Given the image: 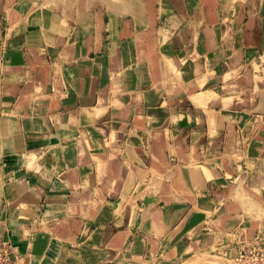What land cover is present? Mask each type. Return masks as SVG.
Wrapping results in <instances>:
<instances>
[{
    "label": "crops",
    "instance_id": "crops-1",
    "mask_svg": "<svg viewBox=\"0 0 264 264\" xmlns=\"http://www.w3.org/2000/svg\"><path fill=\"white\" fill-rule=\"evenodd\" d=\"M43 1L0 0V241L9 242L17 264H70L76 249L69 244L109 237L122 244L129 233L133 243L180 233L174 245L182 257L224 242L233 253L238 241L263 243L264 196L251 173L215 164L219 149L205 158L201 147L215 116L201 118L205 128L192 144L171 136L178 118L188 120L181 91L170 86L183 76L162 74L148 55L159 52L158 35L165 41L174 32L181 46L182 36L199 34L186 27L183 10L199 0H179L180 10L171 0L158 7L156 0ZM175 17L185 23L167 22ZM202 18L198 13V24ZM219 18L215 11L212 19ZM51 53L37 66L61 74L35 77L34 91L11 95L3 83L26 81L27 56ZM173 149L180 163L156 173ZM234 173L248 179L247 192L232 190ZM218 197L224 202L217 207Z\"/></svg>",
    "mask_w": 264,
    "mask_h": 264
},
{
    "label": "rangeland",
    "instance_id": "rangeland-1",
    "mask_svg": "<svg viewBox=\"0 0 264 264\" xmlns=\"http://www.w3.org/2000/svg\"><path fill=\"white\" fill-rule=\"evenodd\" d=\"M158 1L154 3L155 7L159 6ZM171 1L173 9L180 10L179 0ZM90 2L94 3L92 0ZM69 3L64 2L60 5L67 6ZM198 3L197 7L187 4L183 8L185 14L188 15L186 27L197 29L199 31L197 36L185 34L182 37L187 44L180 46L178 40L180 36L176 33L172 32L165 41H161V35H158L159 43L157 41L155 44L161 46L159 52H148L152 59L162 65L159 68L162 74L183 76L181 82L171 83L170 86L181 91L184 104L180 107H183L184 113H189L186 115L188 120H184L183 116L177 120L172 119L181 124L177 128L178 132L173 133L172 131L171 136H175L176 140H185L182 141L183 144H189L188 141L192 144L197 138L196 131L205 128L201 118L205 116L206 119L210 117L211 120V117L215 116L218 122L216 127L215 123L212 125L208 123L207 134L204 132L205 143L202 147L199 146L205 153V158L209 157L212 151L210 148L219 149L220 161L215 164L229 172L244 173L247 171L251 173L249 179L251 185L259 187V192L264 196V0H199ZM41 4L48 7L51 5V0H45ZM215 11L220 13L219 19H212ZM198 13L204 16L199 24L197 23ZM168 21H171L174 27L185 23L184 19L176 17ZM155 38L156 35L151 34L147 39L153 44ZM191 40H195V43ZM170 44L172 47L169 46ZM155 53L159 59L155 57ZM40 56L42 55L27 56L29 67L26 81L20 83L14 80L13 83H3L4 86L12 85L11 95L21 96L19 93H26L27 96L34 91L32 85L35 77L40 79L42 75L61 74L60 71L51 67L37 66V60L45 58L51 61L54 57L52 53L46 54L45 57ZM101 72L104 78L109 74L103 70ZM195 79H199V82ZM212 87L215 92L219 91V93L204 96L205 89ZM110 91H116L115 87ZM196 91L204 93L203 95L200 92L196 94ZM32 96L34 97V94ZM206 96H210V99ZM196 97H200L197 98L198 101ZM206 107H214L216 111L209 112ZM175 108L179 109V106ZM190 115L193 119H189ZM213 142L215 146H212ZM232 148L234 152L231 151ZM171 154L172 158L165 164L155 165L156 173L160 174L165 168L180 163L181 160L176 157L178 153H175L174 149L171 150ZM226 158L234 159V161L227 162ZM234 175L235 173L227 178L232 180L229 182L232 190L247 192L245 187L249 183L248 179L238 181L241 176L232 179ZM167 197L174 198L173 195ZM223 202L224 198L218 197L217 207ZM141 233L144 235L145 232ZM130 234L124 235L126 240L122 244L117 243L112 237H109L108 242L89 241L80 247V242H73L69 244V247L76 251L71 258L69 256V263L235 264L238 253L241 255L248 253L251 251L250 245H257V242L247 244L244 241H238L239 243L234 248L235 253H233V249H228L229 245L224 242L225 244L219 245L215 250L205 249L204 252L201 250L182 257V251L179 250L176 253L179 245H174L180 233L174 234L171 238L169 236L170 239L166 242L156 238L155 235H150V241L145 243H133L132 237L128 236ZM145 238L148 239L147 234ZM263 243L258 244L264 251ZM243 257H239V263H243ZM259 263L264 264V260Z\"/></svg>",
    "mask_w": 264,
    "mask_h": 264
},
{
    "label": "built area",
    "instance_id": "built-area-1",
    "mask_svg": "<svg viewBox=\"0 0 264 264\" xmlns=\"http://www.w3.org/2000/svg\"><path fill=\"white\" fill-rule=\"evenodd\" d=\"M250 252L241 255H236L235 264H261V260H264V251L260 248V245H250ZM253 248V249H252ZM244 256L242 261L239 263V257ZM0 264H17L16 254L13 252L12 247L6 241H0Z\"/></svg>",
    "mask_w": 264,
    "mask_h": 264
}]
</instances>
